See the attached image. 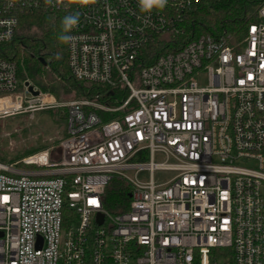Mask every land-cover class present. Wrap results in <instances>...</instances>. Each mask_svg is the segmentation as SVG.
<instances>
[{
	"label": "built area",
	"instance_id": "2783aa9c",
	"mask_svg": "<svg viewBox=\"0 0 264 264\" xmlns=\"http://www.w3.org/2000/svg\"><path fill=\"white\" fill-rule=\"evenodd\" d=\"M208 1L0 0V119L67 110L58 159L0 162V264H264V1L241 37L196 36L185 22ZM33 12L76 17L68 65L91 96L20 89L4 46Z\"/></svg>",
	"mask_w": 264,
	"mask_h": 264
},
{
	"label": "trees",
	"instance_id": "16d2710c",
	"mask_svg": "<svg viewBox=\"0 0 264 264\" xmlns=\"http://www.w3.org/2000/svg\"><path fill=\"white\" fill-rule=\"evenodd\" d=\"M263 1L210 0L202 3L197 11L191 13L185 25L187 30H193L196 36L230 32L236 37H241L250 24L259 20L258 10ZM65 18V15L51 18L40 12L22 14L17 35L4 46V56L16 61L21 83L32 81L43 90L51 89L57 95L61 92L69 94L74 90L77 98L88 97L94 93V88L86 86L71 75L67 41L59 39L61 35L68 36V30L65 31ZM41 58L46 61V65ZM149 62H153V58ZM51 74L55 75L59 87L52 84L48 87L38 79ZM22 87L20 86V89ZM57 115L66 120L67 110L60 114L57 112ZM45 148H47L45 145L39 148L32 147L25 149L23 153H37ZM0 160L4 158L0 156ZM130 199V187L127 182L114 177L103 196L105 208L112 213L123 212L128 209Z\"/></svg>",
	"mask_w": 264,
	"mask_h": 264
},
{
	"label": "rangeland",
	"instance_id": "374dc122",
	"mask_svg": "<svg viewBox=\"0 0 264 264\" xmlns=\"http://www.w3.org/2000/svg\"><path fill=\"white\" fill-rule=\"evenodd\" d=\"M32 32V31H31ZM20 30V34H21ZM41 83L47 85L58 86L55 75H43L38 78ZM49 79L51 82H49ZM36 89L41 92L49 93L58 101H67L76 99V92L73 90L69 94L61 92L59 95L53 93L51 89L43 90L41 86L34 84L30 81ZM22 82V85L23 86ZM65 108L61 109H46L32 113H23L19 115L8 116L0 119V156L4 160L0 162L13 164L24 170L35 169L34 165H28L24 162L26 157L34 153H23L25 149L45 145L44 150L55 149L54 157L59 158V147L64 137L66 130V120L61 119L57 115L60 114ZM173 172L170 171H157L155 178L170 179ZM142 180L149 179V172H142L138 175Z\"/></svg>",
	"mask_w": 264,
	"mask_h": 264
},
{
	"label": "clouds",
	"instance_id": "9594fccd",
	"mask_svg": "<svg viewBox=\"0 0 264 264\" xmlns=\"http://www.w3.org/2000/svg\"><path fill=\"white\" fill-rule=\"evenodd\" d=\"M83 3L87 4L89 0H82ZM46 3L51 4L52 0H46ZM142 11H151L154 7L157 9H163L167 4V0H139ZM77 23L76 17H67L65 18L64 25L65 31H67L71 26ZM62 41H68L71 37L66 35H61L59 37Z\"/></svg>",
	"mask_w": 264,
	"mask_h": 264
},
{
	"label": "water",
	"instance_id": "95a60500",
	"mask_svg": "<svg viewBox=\"0 0 264 264\" xmlns=\"http://www.w3.org/2000/svg\"><path fill=\"white\" fill-rule=\"evenodd\" d=\"M41 60L43 61V63H44L45 65L47 64L46 61H45L43 58H41ZM25 84L28 86L29 91H30L33 95H38V94H39V90H35V89H34V85H32V84L30 83V81H26ZM98 220H99V222H102V221H103V216H102V215H99Z\"/></svg>",
	"mask_w": 264,
	"mask_h": 264
}]
</instances>
